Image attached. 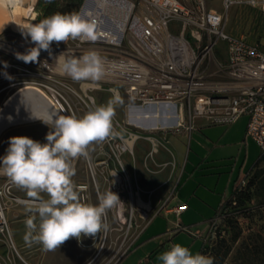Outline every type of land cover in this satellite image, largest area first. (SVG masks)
Segmentation results:
<instances>
[{"label":"rangeland","instance_id":"rangeland-1","mask_svg":"<svg viewBox=\"0 0 264 264\" xmlns=\"http://www.w3.org/2000/svg\"><path fill=\"white\" fill-rule=\"evenodd\" d=\"M205 2L208 7L227 14L225 30L231 36L244 35L250 43L264 44V13L258 8L243 2H234L226 9L223 0ZM2 4L4 5L0 2V17L6 19L8 24L0 33V106L5 103L0 113V155L5 146L6 135L12 134V137L35 135L38 139H45L46 134L52 129L42 119L45 118L46 111H53L52 107L47 109L48 107L38 100H31L27 107L24 100L27 90L10 99L11 94L20 85L36 86L47 93L44 84L53 81L43 76L45 72L38 62L25 63L17 58V54H27L30 48L35 47L30 37L25 38L22 29L15 24L16 21L38 23L31 16L35 0L14 7H4ZM76 44V40L53 42L51 48L58 51L75 49ZM224 48L225 43L219 41L218 49ZM55 65H58L57 61ZM56 71L55 78L63 80L67 85L65 87L58 84V87L73 110L72 112L68 106V115L75 113L78 116L79 111L89 110L78 96L88 101L84 93L92 95L96 105H102L112 98L113 94L110 91L112 87L118 90L123 100L122 104L117 105L114 117L115 130L121 131L122 136L94 144L88 158L82 157L74 161L77 174L73 177L76 186L80 184L86 186L83 189L77 188L83 202L96 204L98 195L108 190L116 193L120 202L107 211L105 222L109 225L108 231L98 233L95 237H83L79 241L76 238L69 239L59 249L60 261L69 263L76 257L74 262H79L75 264H117L125 247L130 245L148 217L169 197L172 189L176 192L180 190L189 203L181 211L180 216L170 213L164 217L163 211L157 213L141 233L134 246L136 248L129 254L127 264H157L156 257L174 243H181L193 253H199L205 242L203 236L213 209L219 202L225 200L233 187L261 161L259 146L246 134L248 116L243 114L230 124L207 123L202 126L198 124L202 122L201 119H197V128L187 137L186 145L180 150H175L170 147L171 132L156 134L158 141L153 139V143L144 136L145 128L170 127L176 124L174 119H150L137 121L133 125L126 119V109L131 102L121 85L100 81H74L67 75H61L58 66ZM224 80L226 79L210 81L218 85ZM29 81L33 83L26 84ZM92 82H100L101 87L86 89L88 83ZM210 93L220 92L211 90ZM34 94L39 96L37 91ZM20 102L23 103L22 108L18 106ZM28 108L35 111L45 108L46 111L39 112L40 116H37L30 113L31 110ZM179 129L181 127L173 131ZM129 132L132 133L133 140L137 135L139 137L132 142L131 149L121 150L122 138H126ZM260 165H264V161L260 162ZM5 182L11 183L7 176L0 173V184ZM11 184L15 196L29 199L24 190ZM169 202L170 199L167 200V205ZM142 203L151 207L147 212L148 216L143 217L145 206ZM255 204L256 201L251 200L249 205ZM19 205L25 204L22 201L9 202L7 211ZM22 209L24 211L15 214L12 220L18 228L19 239L23 242L22 247H19V244H16V247L18 250L20 248V254L27 259L25 252H31L35 246L25 242V220L28 213L26 208ZM232 215L238 217V227L243 236L256 231L264 222L256 207L237 210ZM7 218L10 228L11 218L9 215ZM10 233L13 238L11 229ZM230 233L228 226L222 235L228 238ZM216 240L213 239L211 242L214 243ZM139 243L141 244L137 246ZM223 264H233L231 256H228Z\"/></svg>","mask_w":264,"mask_h":264},{"label":"built area","instance_id":"built-area-1","mask_svg":"<svg viewBox=\"0 0 264 264\" xmlns=\"http://www.w3.org/2000/svg\"><path fill=\"white\" fill-rule=\"evenodd\" d=\"M234 2L246 3L264 13V0H223L226 9ZM82 8L83 15L91 13L98 20V38L95 42L76 40L77 48L69 49L68 54L78 57L88 51L97 52L105 69L100 82L121 85L130 105L164 103L165 113L171 115L175 104L176 125L144 129V136L152 143L153 139L158 141L156 134L180 127L189 134L197 117L213 124H230L245 114L246 134L264 157V44L250 43L244 35L231 36L225 30L227 14L208 7L205 0H84L79 13ZM219 41L225 43L224 50L218 49ZM67 50L51 48V55L41 50L38 58L43 76L53 81L44 84L47 95L63 114H68L67 107L71 106L58 84L67 85L54 75L58 54ZM211 79L226 80L216 85ZM100 82L88 83L86 89L101 87ZM211 90L220 93L212 94ZM84 94L88 101L78 96L89 109L94 98ZM131 134L122 138L121 150L130 148L127 138ZM244 183L242 179L239 185ZM80 186L77 188L83 189ZM11 188L10 182L0 184V244L6 249V260L0 258V264H11V255L29 264L16 247L6 215L9 202L28 199L15 196ZM173 191L146 222L170 210L167 200ZM185 207L180 203L171 211L179 215ZM149 210L151 207L145 208L143 217ZM219 220V216L213 217V227ZM129 247H125L121 258Z\"/></svg>","mask_w":264,"mask_h":264},{"label":"clouds","instance_id":"clouds-1","mask_svg":"<svg viewBox=\"0 0 264 264\" xmlns=\"http://www.w3.org/2000/svg\"><path fill=\"white\" fill-rule=\"evenodd\" d=\"M51 3V0H46ZM98 20L91 13H54L38 23L22 29V35L35 45L27 54H17L25 63L39 62L41 50L51 55L53 42L79 40L95 42L98 38ZM63 52L56 58L59 71L74 81H100L104 62L95 51L76 56ZM47 63L46 61L44 64ZM112 98L106 104L93 105L82 116L58 112L46 114L42 121L52 130L46 134V143L27 136L9 139L6 155L0 158V173L24 190L29 197L24 202L26 212L25 242L35 243L45 252L55 251L71 238L95 237L106 232L107 211L120 198L111 190L98 195V203L83 202L73 181L74 161L88 158L94 144L121 137L115 130L116 107L123 103L117 89L110 90ZM157 264H214L210 256L193 253L181 243H174L157 257Z\"/></svg>","mask_w":264,"mask_h":264},{"label":"trees","instance_id":"trees-1","mask_svg":"<svg viewBox=\"0 0 264 264\" xmlns=\"http://www.w3.org/2000/svg\"><path fill=\"white\" fill-rule=\"evenodd\" d=\"M84 0H35L33 10L36 12L34 20L39 22L54 13L78 12ZM264 157H261V161ZM257 162L246 175L244 185L234 187L229 196L216 209L214 216L220 220L215 227L212 219L209 221L204 234V244L199 253L210 256L214 264H223L231 256L233 264H264V222L256 231L246 235L241 234L238 227V217L232 215L234 211L249 210L256 207L258 214L264 219V165ZM256 201L254 206L250 201ZM226 226V227H224ZM230 226V236L225 238L222 233ZM214 231V232H213ZM213 232V233H212ZM219 238V239H218ZM213 239H218L214 243Z\"/></svg>","mask_w":264,"mask_h":264},{"label":"crops","instance_id":"crops-1","mask_svg":"<svg viewBox=\"0 0 264 264\" xmlns=\"http://www.w3.org/2000/svg\"><path fill=\"white\" fill-rule=\"evenodd\" d=\"M3 5V4H2ZM4 7H7V6H5V5H3ZM31 13H32V17L34 18V16H35V14H36V12L34 11V10H32L31 11ZM6 18H7V16H6ZM7 20L6 19H2L1 17H0V33H2V31H4V29H5V26H6V24H8L7 22H6ZM33 83V82H32ZM30 81L29 82H26V84H32ZM24 85L25 84H23V85H20V86H18L17 88H16V90L11 94V96H10V99L11 98H14L15 96H17L18 94H20L21 92H23V91H26L25 93H26V95H25V97H24V100L26 101V106L28 107L29 106V103H30V101L31 100H38V101H42V103H43V105H46V107H48L47 109H50V107H51V105H50V103H49V101H46L45 100V97L42 95V93H41V91H44V90H41L40 88H38V89H33V88H25L24 87ZM28 90H30V91H28ZM39 90H41V91H39ZM37 91V93L39 94V96L37 97V96H35V94H34V92H36ZM45 92V91H44ZM24 94V93H23ZM4 105H5V103H2L1 104V106H0V113H1V111L3 110V108H4ZM20 108H22V106H23V103H21L20 102V105H18ZM19 107H17V108H19ZM29 109V108H28ZM29 110H31L30 111V113L32 112V114H35V115H37V116H40L38 113L39 112H41V111H46L45 110V108H43V110H41V111H35L33 108H31V109H29ZM85 112L84 111H79V113H78V116H82L83 114H84ZM197 119H201V121L202 122H200V123H198L200 126H202V125H205V124H207V123H209V122H207L206 120H205V118H203V117H197L196 119H195V125H194V128L192 129V131L193 130H195L196 128H197ZM210 124H213V123H210ZM247 124V123H246ZM42 126L44 127L45 125L44 124H42ZM45 128V127H44ZM246 130V129H245ZM192 131L190 132V133H192ZM172 133V139H170V147L171 148H173V149H175V150H180V148L181 147H184L185 145H186V141H187V137L189 136V134L183 129V128H181V129H179L178 131H174V132H171ZM10 134V133H9ZM13 135L11 134V135H6V139H5V146L3 147V150L1 151V154L2 155H0V158H2L4 155H6V149L9 147V139L12 137ZM3 138H5V135H4V137ZM29 138H31V139H33V140H35V141H39V142H41V143H46L47 141H46V139H38V138H36V136L35 135H32V136H30ZM77 174V173H76ZM79 174V173H78ZM245 177H246V175H245ZM245 177L243 178V179H245ZM237 186V185H236ZM236 186H234V187H236ZM233 187V188H234ZM25 195H27V194H25ZM224 200H222L221 202H219V204L217 205V207H215L214 209H213V214H212V216H211V218H210V220L212 219V217L214 216V213H215V211H216V209L220 206V204L223 202ZM180 203H185L186 205H187V203H189V200H187L186 198H185V196L183 195V193H181V191L180 190H178L177 192L175 191V189H174V191H173V196H172V198L170 199V202H169V204L167 205V209L169 210V211H163L164 213H163V215H164V217H167L168 216V214H170V213H174L173 211H171V209H172V207L174 206V205H179ZM22 208H25V205H19V207H17V208H14L13 210L11 209V210H8L7 212H6V215H7V217H8V215L10 216V218H11V227H10V229H11V232H12V235L14 236L13 238H14V242H15V244H19V247L21 246L22 247V243L23 242H21L20 241V239H19V236H18V233H19V231H18V228H17V226H16V224L14 223V220H12V218L14 217V215L15 214H18V213H20V212H23L24 210L22 209ZM162 212V211H161ZM160 213V212H159ZM156 215V214H155ZM155 215L149 220V221H147L146 223H144V225L142 226V228L139 230V232L136 234V236H134V238L132 239V241L130 242V247H129V249H128V251L126 252V254L118 261V263L117 264H127V262L129 261V254H130V252L131 251H133L136 247H134L135 246V244H136V242H137V240L139 239V237L141 236V233L143 232V230L146 228V226H149V224L153 221V219L155 218ZM180 216V215H179ZM209 220V221H210ZM13 222V223H12ZM209 223V222H208ZM208 226V225H207ZM206 231V230H205ZM34 244V246H35V249H33L31 252L29 251H27V252H25V255L27 256V259H25L23 256H22V254H21V256L23 257V259L27 262V263H29V264H75V263H78L79 261H77V262H74L75 261V258L73 259V260H71L69 263H63V262H61L60 261V255L58 254V252H59V249L61 248V246H60V248H57L55 251H48V252H45V251H43L42 250V248L38 245V244H35V243H33ZM141 243H139L137 246H139ZM16 245V246H17ZM32 245V244H31ZM22 249V248H21ZM19 250H20V248H19ZM18 250V251H19ZM136 250H138V249H136ZM135 250V251H136ZM12 256V262H11V264H25L24 262H22L17 256H15V255H11ZM6 249H5V247L3 246V245H1L0 244V258H2V259H4V260H6Z\"/></svg>","mask_w":264,"mask_h":264},{"label":"bare ground","instance_id":"bare-ground-1","mask_svg":"<svg viewBox=\"0 0 264 264\" xmlns=\"http://www.w3.org/2000/svg\"><path fill=\"white\" fill-rule=\"evenodd\" d=\"M28 1H33V0H0V2L4 3L5 6H10V7H14L17 4H25ZM15 24H17V26H19V28L25 29V28H27V26L29 24H32V23H27V22L22 23V22L16 21ZM57 66H56V68H57ZM24 87L25 88L38 89L36 86H32V85H29V86L27 85ZM39 91H41V90H39ZM41 93L45 97V100L49 101L51 107L53 108V111L58 112L59 114H63L57 110V108L55 107V105L52 102V99L48 97L46 92L41 91ZM165 108H166V104H164V103L143 104V105H137V106L128 105L127 109H126V119L129 123H131L133 125H135V123L137 121H146V120H150V119H155V120H158V119H174V117H172V115L165 113V111H164ZM53 111H46L44 115L49 114ZM63 115H68V114H63ZM176 124H177V121H176ZM131 138H132L131 136H130V138H127V143H128L129 147L132 146V142H133L132 141L133 138L132 139ZM129 139H131V140H129ZM80 187L85 188L86 186L82 185ZM20 201L25 202L26 200H20ZM142 205H144L146 209H150V207L147 204L142 203Z\"/></svg>","mask_w":264,"mask_h":264},{"label":"water","instance_id":"water-1","mask_svg":"<svg viewBox=\"0 0 264 264\" xmlns=\"http://www.w3.org/2000/svg\"><path fill=\"white\" fill-rule=\"evenodd\" d=\"M83 12H84V8H82L80 14L83 15ZM134 106H137V105H134ZM164 111L166 112V108L164 109ZM170 112H171L172 117H174V123H176V121H177V115H176V107H175V104L172 105V108H171Z\"/></svg>","mask_w":264,"mask_h":264}]
</instances>
